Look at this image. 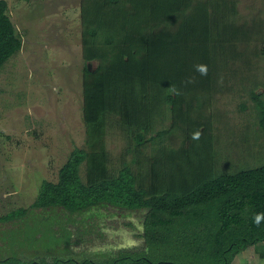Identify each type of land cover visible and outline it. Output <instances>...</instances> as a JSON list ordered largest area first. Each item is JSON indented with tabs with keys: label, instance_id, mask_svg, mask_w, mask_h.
<instances>
[{
	"label": "trees",
	"instance_id": "obj_1",
	"mask_svg": "<svg viewBox=\"0 0 264 264\" xmlns=\"http://www.w3.org/2000/svg\"><path fill=\"white\" fill-rule=\"evenodd\" d=\"M144 1L143 10L135 11L126 5L117 7L116 0H104L106 9H118L108 16L120 15L109 20L103 15L102 23L109 30H99L95 18H82L90 34L84 39L83 54L87 60L100 59L93 69L86 65L83 82V118L94 136L103 139L105 117L114 114L129 129L136 153L147 140L182 131L178 136L188 147L181 151L189 155L190 143L196 139L208 144L214 139L212 108L219 95L237 92L240 75L249 85L264 128V91H256L259 83L264 85L256 69L264 70V28L257 38V30L243 34L235 30L230 16L234 10L222 11V0ZM7 6V0H0V67L20 48ZM175 23L176 28L169 25ZM198 65L207 67L206 75H201ZM166 157L177 158L172 151ZM151 158L146 175L128 161L116 172L101 142L92 141L89 153L72 150L57 182L42 181L32 204L60 205L75 213L99 204L141 209L142 247L104 258L59 255L24 262L15 256L0 258V264H231L247 246L264 242V220L254 223L257 215L264 214V164L221 173L214 163L194 162L190 157L188 167L169 163L178 172L165 173L159 168L158 147ZM85 160L88 170L82 181L79 170ZM28 209L7 212L0 220L23 217Z\"/></svg>",
	"mask_w": 264,
	"mask_h": 264
},
{
	"label": "rangeland",
	"instance_id": "obj_2",
	"mask_svg": "<svg viewBox=\"0 0 264 264\" xmlns=\"http://www.w3.org/2000/svg\"><path fill=\"white\" fill-rule=\"evenodd\" d=\"M222 1V11L234 10L230 16L235 30H242V34L257 30L255 37H259V30L264 28V0ZM9 2L8 12L20 38V48L0 67V215L29 209L23 217L0 220V258L17 256L24 262L52 260L59 255L104 258L119 250L143 246L141 209L99 204L75 213L60 205L32 206L42 181L57 182L60 168L72 150L89 153L92 141L101 142L111 170L116 172L128 161L136 172L146 175L157 147L162 157L159 168L165 173L178 172L176 166L188 167L190 157L194 162L214 163L215 170L221 173L264 164V128L259 108L241 75L237 92L219 95L212 108L216 115L214 139L209 144L198 139L190 143L193 147L188 148L189 158L181 151L188 147V142L181 143L178 136L182 131L167 133L154 142L147 140L136 153L129 129L114 114L105 117L103 139L94 136L83 118V82L86 65L90 62L93 69L100 59L87 60L83 54L84 39L90 34L82 18H95L100 21L99 30H109L102 23L103 15L108 20L120 16L109 17L108 13H116L122 5L141 11V2L146 1L116 0L115 9H106L104 0ZM139 2L140 6L135 7ZM169 25L176 28L178 24ZM256 69L262 82L264 70L258 66ZM172 134L175 136L170 137ZM169 151L175 152L177 158L168 159ZM135 156L140 160H133ZM87 170L85 160L79 170L82 181ZM263 252L264 242L259 241L240 251L231 264H264Z\"/></svg>",
	"mask_w": 264,
	"mask_h": 264
},
{
	"label": "clouds",
	"instance_id": "obj_3",
	"mask_svg": "<svg viewBox=\"0 0 264 264\" xmlns=\"http://www.w3.org/2000/svg\"><path fill=\"white\" fill-rule=\"evenodd\" d=\"M197 68H198V71L201 73V75H206L207 74V67L205 65H198ZM261 220H264V214L257 215L254 218V223L259 225Z\"/></svg>",
	"mask_w": 264,
	"mask_h": 264
},
{
	"label": "crops",
	"instance_id": "obj_4",
	"mask_svg": "<svg viewBox=\"0 0 264 264\" xmlns=\"http://www.w3.org/2000/svg\"><path fill=\"white\" fill-rule=\"evenodd\" d=\"M7 2H8V6H7L6 11H7V13L9 14L8 9H9V7H10L11 5H10L9 0H7ZM9 17H10V15H9ZM10 19H11V17H10ZM11 21H12V19H11ZM263 80H264V75H263ZM262 82H264V81H262ZM257 90H258V92H263V91H264V85L259 83V86H258ZM143 243H144V241H143Z\"/></svg>",
	"mask_w": 264,
	"mask_h": 264
},
{
	"label": "flooded vegetation",
	"instance_id": "obj_5",
	"mask_svg": "<svg viewBox=\"0 0 264 264\" xmlns=\"http://www.w3.org/2000/svg\"><path fill=\"white\" fill-rule=\"evenodd\" d=\"M34 261H39L38 259H33Z\"/></svg>",
	"mask_w": 264,
	"mask_h": 264
},
{
	"label": "water",
	"instance_id": "obj_6",
	"mask_svg": "<svg viewBox=\"0 0 264 264\" xmlns=\"http://www.w3.org/2000/svg\"><path fill=\"white\" fill-rule=\"evenodd\" d=\"M88 66H89V67H91V64H90V62H89V64H88Z\"/></svg>",
	"mask_w": 264,
	"mask_h": 264
}]
</instances>
